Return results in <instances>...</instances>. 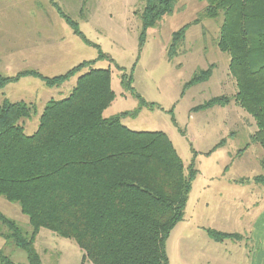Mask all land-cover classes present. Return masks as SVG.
<instances>
[{
	"label": "trees",
	"instance_id": "1",
	"mask_svg": "<svg viewBox=\"0 0 264 264\" xmlns=\"http://www.w3.org/2000/svg\"><path fill=\"white\" fill-rule=\"evenodd\" d=\"M177 1L144 0L138 14L143 31L171 14ZM202 1L203 16L222 17L216 45L229 56L236 86L232 97H214L205 105L232 98L254 120L250 142L264 153V0ZM54 8L80 35L78 22L56 2ZM186 27L172 34L168 57L182 44ZM97 48L95 59L51 77L34 70L0 74V88L28 74L47 87H59L86 68L67 96L45 102L31 134L24 132L21 120L35 113L33 105L7 98L0 104V196L16 203L31 226L28 235L0 213L8 230L0 236L26 255V262H14L0 249V264H43L34 245L41 228L73 240L92 264H168L166 240L183 218L195 170L190 165L185 171L164 132L122 124V116L133 112L103 115L114 99L110 69L92 65L113 59ZM210 74V68L193 73L185 87ZM120 82L132 90L131 76L122 73ZM136 96L140 104L153 105ZM255 179L264 186L263 176ZM208 234L217 241L239 237L214 230Z\"/></svg>",
	"mask_w": 264,
	"mask_h": 264
},
{
	"label": "rangeland",
	"instance_id": "2",
	"mask_svg": "<svg viewBox=\"0 0 264 264\" xmlns=\"http://www.w3.org/2000/svg\"><path fill=\"white\" fill-rule=\"evenodd\" d=\"M54 2L78 22L80 35L60 17ZM143 5L144 0H0V74L15 76L32 70L48 77L62 74L84 60L95 59L98 46L113 59L96 60L92 65L110 69L114 99L103 115L133 112L122 116V124L132 130L164 132L185 171L190 165L195 170L183 218L193 222L201 213L215 215L230 206L236 212L241 210L242 215L248 207L251 217L257 206L264 205V189L259 184L223 182L227 193L209 206L204 204L202 188L209 177L223 180L264 175L257 159L263 151L249 138L255 130L251 116L232 98L205 105L211 98L232 97L236 91L228 71L229 56L216 45L222 17L203 16L205 1L178 0L171 14L143 31L138 15ZM185 25L184 40L170 58L167 50L172 34ZM208 68L209 77L185 87L193 73ZM85 69L59 87H47L30 74L21 76L0 88V104L7 98L33 105L35 113L21 120L24 132L31 134L45 102L67 96ZM122 73L131 76L132 90L122 86ZM137 94L153 105L140 104ZM230 195L240 196V200ZM0 213L30 234L28 218L16 203L0 196ZM184 225L183 221L169 233L168 264L185 263ZM242 226L246 228L247 224ZM7 231L0 222V233ZM9 240L0 236V249L14 262H26L25 252ZM226 244L240 258L238 264H244L251 251L250 240H227ZM34 245L43 264H92L83 259V251L73 240L45 228L36 232Z\"/></svg>",
	"mask_w": 264,
	"mask_h": 264
},
{
	"label": "crops",
	"instance_id": "3",
	"mask_svg": "<svg viewBox=\"0 0 264 264\" xmlns=\"http://www.w3.org/2000/svg\"><path fill=\"white\" fill-rule=\"evenodd\" d=\"M247 147L248 145H246V148ZM243 152L240 153V156ZM260 155L257 156V159L259 160V165H262L264 167V159L262 157L264 155L263 153L261 156ZM259 175L264 177V175L262 174L254 175L252 177L247 176L238 179L224 178L223 180H216L215 178L209 177L205 181V185L202 188L203 195L206 199L204 204L209 206L212 200H219L224 192L227 193L226 187L221 186L223 182L226 184H230L231 181L233 182V184H238L240 186L251 183L255 185H262L255 179ZM262 188L264 189L263 185ZM230 196L232 199L235 197L234 195ZM235 198L240 200V196ZM256 202L258 203L257 200ZM257 207L258 209L252 212L251 217L249 215L250 211L248 210V207L244 209V211H246V214L242 215L241 210L236 212V208L230 206L229 208L220 210L219 213L215 215L209 213H201L199 217L200 219H195L193 222L184 218L178 221L173 228H175L183 221L185 224V229L183 232L185 233L183 238L185 245L184 264H238L240 263V258L235 255L234 251L228 250V244H226V241L232 240L233 242H239L244 238L249 239L251 243V251H249L244 264H264V205ZM241 215L244 217H248L242 219ZM243 224H247V227L244 228L242 226ZM242 229H244L243 233L241 232ZM208 230L237 234L239 235V237L224 238L223 240L217 241L210 237V235L208 234ZM245 232L247 234H244ZM41 261L43 263L42 259Z\"/></svg>",
	"mask_w": 264,
	"mask_h": 264
}]
</instances>
